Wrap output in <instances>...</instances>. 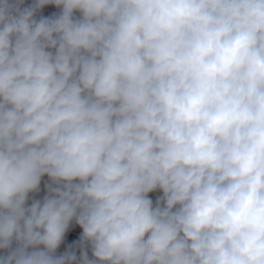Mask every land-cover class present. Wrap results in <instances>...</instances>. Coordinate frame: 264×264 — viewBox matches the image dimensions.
Here are the masks:
<instances>
[{
    "label": "clouds",
    "instance_id": "obj_1",
    "mask_svg": "<svg viewBox=\"0 0 264 264\" xmlns=\"http://www.w3.org/2000/svg\"><path fill=\"white\" fill-rule=\"evenodd\" d=\"M0 264H264V0H0Z\"/></svg>",
    "mask_w": 264,
    "mask_h": 264
},
{
    "label": "trees",
    "instance_id": "obj_2",
    "mask_svg": "<svg viewBox=\"0 0 264 264\" xmlns=\"http://www.w3.org/2000/svg\"><path fill=\"white\" fill-rule=\"evenodd\" d=\"M80 229L74 224L70 227L69 231L65 235L64 242L61 244L58 249L57 254H62L70 245L74 243L75 237L80 236ZM79 255V253H77ZM90 256V253H89Z\"/></svg>",
    "mask_w": 264,
    "mask_h": 264
}]
</instances>
